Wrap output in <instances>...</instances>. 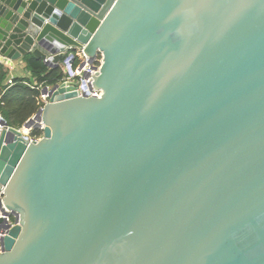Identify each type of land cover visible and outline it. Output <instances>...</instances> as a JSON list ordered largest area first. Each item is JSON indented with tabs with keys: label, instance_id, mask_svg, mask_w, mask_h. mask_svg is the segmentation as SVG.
I'll use <instances>...</instances> for the list:
<instances>
[{
	"label": "water",
	"instance_id": "95a60500",
	"mask_svg": "<svg viewBox=\"0 0 264 264\" xmlns=\"http://www.w3.org/2000/svg\"><path fill=\"white\" fill-rule=\"evenodd\" d=\"M71 48L103 94L0 130V264H264V0H0L1 60Z\"/></svg>",
	"mask_w": 264,
	"mask_h": 264
},
{
	"label": "built area",
	"instance_id": "2783aa9c",
	"mask_svg": "<svg viewBox=\"0 0 264 264\" xmlns=\"http://www.w3.org/2000/svg\"><path fill=\"white\" fill-rule=\"evenodd\" d=\"M102 64V51L98 50L94 56H90L85 52L84 48H71L68 52L64 54L63 59L60 61L59 66L62 68L64 76L58 83L64 81L74 82L78 86L79 95L99 97L103 94V90L96 89V87L94 86V82L95 77L100 73ZM6 82L7 85L14 84L15 76L9 74ZM33 84L40 90V96L38 97V99L41 104L38 111L43 110L45 104L49 101V91L54 85H43L37 84L36 82H34ZM45 87H47V92H43V89ZM35 114L28 118L22 126L17 127L11 125L0 112V130L10 131L12 128H15L21 131L22 134L26 136L29 141H38L43 136V129L45 127L44 122L37 121L35 119L34 123H32L30 126L25 125L26 122H28L31 118L35 117ZM3 198L4 188L2 187L0 188V219H4V223H10L12 225L15 223H19V221H16L12 210L6 207ZM2 224L3 223H0V236L3 235Z\"/></svg>",
	"mask_w": 264,
	"mask_h": 264
},
{
	"label": "trees",
	"instance_id": "16d2710c",
	"mask_svg": "<svg viewBox=\"0 0 264 264\" xmlns=\"http://www.w3.org/2000/svg\"><path fill=\"white\" fill-rule=\"evenodd\" d=\"M24 61L30 76L15 77L12 85L6 82L10 68L0 61V112L17 127L22 126L40 107V90L33 83L55 85L64 76L60 66L50 67L31 53L24 56Z\"/></svg>",
	"mask_w": 264,
	"mask_h": 264
},
{
	"label": "crops",
	"instance_id": "0c3cea01",
	"mask_svg": "<svg viewBox=\"0 0 264 264\" xmlns=\"http://www.w3.org/2000/svg\"><path fill=\"white\" fill-rule=\"evenodd\" d=\"M4 64L8 65L10 68V74L14 75L15 77H28L30 76V73L28 69L26 68V64L24 61V56L20 59L14 61L13 64H9L6 62V60H1Z\"/></svg>",
	"mask_w": 264,
	"mask_h": 264
},
{
	"label": "bare ground",
	"instance_id": "6f19581e",
	"mask_svg": "<svg viewBox=\"0 0 264 264\" xmlns=\"http://www.w3.org/2000/svg\"><path fill=\"white\" fill-rule=\"evenodd\" d=\"M26 132H27V130H26Z\"/></svg>",
	"mask_w": 264,
	"mask_h": 264
}]
</instances>
